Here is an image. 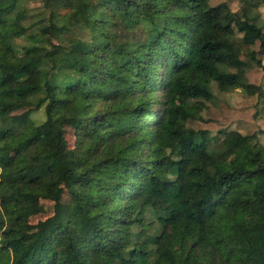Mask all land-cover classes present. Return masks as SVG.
Returning a JSON list of instances; mask_svg holds the SVG:
<instances>
[{
    "label": "trees",
    "instance_id": "1",
    "mask_svg": "<svg viewBox=\"0 0 264 264\" xmlns=\"http://www.w3.org/2000/svg\"><path fill=\"white\" fill-rule=\"evenodd\" d=\"M16 2L0 0V170L14 153L18 193L53 202L54 214L26 233L24 216L6 211L0 264H264V146L247 135L216 152L210 131L187 126L213 85L264 100L242 59L244 41L264 47L255 5L224 15L210 0H49L25 23ZM38 142L40 155L21 154Z\"/></svg>",
    "mask_w": 264,
    "mask_h": 264
},
{
    "label": "rangeland",
    "instance_id": "2",
    "mask_svg": "<svg viewBox=\"0 0 264 264\" xmlns=\"http://www.w3.org/2000/svg\"><path fill=\"white\" fill-rule=\"evenodd\" d=\"M48 2L49 0H17L13 12L15 13L19 8L25 9L29 13V17L25 23H33L39 21L45 15L47 12L46 4ZM210 2L214 6L224 4V15L231 11L241 14V8L246 3L255 5V11L259 15V24L264 29V0H210ZM145 30L146 25L143 23L137 29L139 38L144 39ZM50 33H55L60 37H81L84 35V32L76 30L59 32L53 29L50 30ZM243 36V34L238 35V42L241 43ZM53 40L54 42L58 41L57 38H53ZM18 41L21 43L23 39H19ZM250 41H244L242 54V59L250 66L246 73L247 80L251 84L262 85L264 88V47L260 41ZM37 44L48 47L49 41L46 38H40ZM252 53L256 54V59L252 57ZM258 61L262 63V66L258 65ZM39 68L43 72L49 70L48 65L45 63L39 64ZM213 91L215 98L211 102L206 103L207 107L202 111L201 118L190 120L187 126L195 130L210 131L213 139L212 149L216 152L228 150L247 135H256L257 141L264 146V100L260 99L257 95H248L241 89L231 92H221L217 89L216 85H213ZM43 96V92L31 96L23 106L11 109L10 114L22 115L28 113ZM30 118L36 125L45 122L46 114L44 107L33 112ZM66 137L70 147H75L77 141L75 131L67 128ZM20 151L21 154L27 157L40 155L42 153V143H35L32 146L22 148ZM14 155V153H11L8 156L6 165L0 170V237L6 224V211H17L24 216V232L26 233L35 232L37 224L40 221L54 214L53 202L41 198L29 199L18 193L25 181L13 165ZM63 202H69L67 192L63 197ZM155 218L153 211L149 210L146 214L145 223L150 224L155 221ZM134 231L140 233L141 229L136 227ZM152 232L153 228L151 226L144 227L146 237L152 234ZM172 245L174 248L179 247L177 241H173ZM92 259L95 264H106L105 260L100 256L93 255Z\"/></svg>",
    "mask_w": 264,
    "mask_h": 264
}]
</instances>
